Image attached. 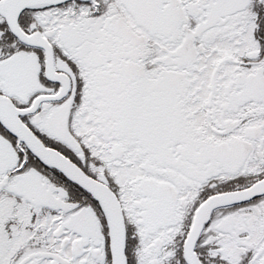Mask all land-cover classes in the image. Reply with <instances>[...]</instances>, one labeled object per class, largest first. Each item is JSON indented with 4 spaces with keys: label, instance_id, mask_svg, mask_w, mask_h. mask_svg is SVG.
I'll list each match as a JSON object with an SVG mask.
<instances>
[{
    "label": "snow or ice",
    "instance_id": "6c2138e0",
    "mask_svg": "<svg viewBox=\"0 0 264 264\" xmlns=\"http://www.w3.org/2000/svg\"><path fill=\"white\" fill-rule=\"evenodd\" d=\"M0 264H264V0H0Z\"/></svg>",
    "mask_w": 264,
    "mask_h": 264
}]
</instances>
